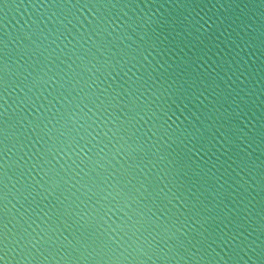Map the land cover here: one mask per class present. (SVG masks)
<instances>
[{"label":"water","instance_id":"95a60500","mask_svg":"<svg viewBox=\"0 0 264 264\" xmlns=\"http://www.w3.org/2000/svg\"><path fill=\"white\" fill-rule=\"evenodd\" d=\"M0 264H264V0H0Z\"/></svg>","mask_w":264,"mask_h":264}]
</instances>
